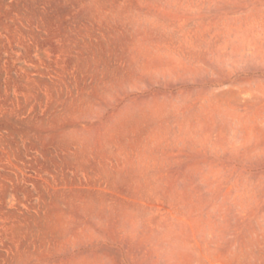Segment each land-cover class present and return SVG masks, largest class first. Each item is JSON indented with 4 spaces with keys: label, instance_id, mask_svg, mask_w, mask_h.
<instances>
[{
    "label": "rangeland",
    "instance_id": "rangeland-1",
    "mask_svg": "<svg viewBox=\"0 0 264 264\" xmlns=\"http://www.w3.org/2000/svg\"><path fill=\"white\" fill-rule=\"evenodd\" d=\"M0 264H264V0H0Z\"/></svg>",
    "mask_w": 264,
    "mask_h": 264
}]
</instances>
